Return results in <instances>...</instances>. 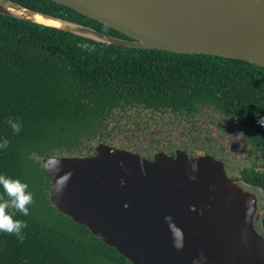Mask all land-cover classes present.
I'll list each match as a JSON object with an SVG mask.
<instances>
[{
	"label": "trees",
	"instance_id": "1",
	"mask_svg": "<svg viewBox=\"0 0 264 264\" xmlns=\"http://www.w3.org/2000/svg\"><path fill=\"white\" fill-rule=\"evenodd\" d=\"M0 4L128 40L48 0ZM156 117L188 125L213 117L237 128L254 160L238 163L233 173L264 196V126L258 123L264 117V68L201 54L115 47L0 14V140L9 142L0 150V175L26 183L33 197L27 216L7 210L26 227L22 241L0 232V264H131L55 209L43 160L91 156L98 144L120 133L129 136L127 130L145 134ZM9 119L21 123L20 132Z\"/></svg>",
	"mask_w": 264,
	"mask_h": 264
},
{
	"label": "water",
	"instance_id": "2",
	"mask_svg": "<svg viewBox=\"0 0 264 264\" xmlns=\"http://www.w3.org/2000/svg\"><path fill=\"white\" fill-rule=\"evenodd\" d=\"M48 1L128 40L20 6L0 4V14L115 47L201 54L264 68V0ZM54 160L60 161L55 173ZM43 168L55 209L131 264H193L201 254V264H264L258 195L230 179L211 156L177 151L147 160L99 144L87 157H47ZM165 216L182 230L179 250Z\"/></svg>",
	"mask_w": 264,
	"mask_h": 264
},
{
	"label": "flooded vegetation",
	"instance_id": "3",
	"mask_svg": "<svg viewBox=\"0 0 264 264\" xmlns=\"http://www.w3.org/2000/svg\"><path fill=\"white\" fill-rule=\"evenodd\" d=\"M149 127L145 134L141 131L139 134H135L134 131L127 130L129 136L126 137L125 133H120L111 143L101 144L137 154L147 160H153L160 153L174 156L177 151H183L192 157L211 156L224 164L226 174L230 179L235 180L243 189L254 191L239 181L236 174L233 173L236 165L242 163L241 160L243 162L251 161L254 157H252V152L248 149V144L243 135L229 123L218 124L215 118L209 117L206 119L199 118L188 125L183 121L178 123L174 118L171 121L168 119L162 121L156 117L149 120ZM205 136H209V139ZM242 148L244 150L240 154ZM195 151L200 152L203 156H199ZM254 192L257 193L262 207L256 222L257 230L264 237V219L262 220L264 196Z\"/></svg>",
	"mask_w": 264,
	"mask_h": 264
},
{
	"label": "clouds",
	"instance_id": "4",
	"mask_svg": "<svg viewBox=\"0 0 264 264\" xmlns=\"http://www.w3.org/2000/svg\"><path fill=\"white\" fill-rule=\"evenodd\" d=\"M262 120H264V117H260L258 123L261 126H264V123L261 122ZM7 123L14 132H20L22 127L20 122L9 119ZM8 143L7 139L0 140V150L6 149ZM191 170L192 172H196L197 164L192 163ZM50 171L53 173L60 171L59 160L53 161ZM65 175L70 176L71 173L66 172ZM189 179H195V177L190 176ZM120 183L123 185L124 180L121 179ZM0 188L3 189L7 196V199L0 200V232L14 234L17 239L22 241L24 239L23 229L26 227V224L20 220L13 219V215L7 210L9 208H14L24 216H27L29 214V208L27 206L30 205L33 200L32 193L28 191V185L26 183L19 179H13L4 175H0ZM189 210L194 211L195 206H190ZM164 221L166 222L170 233H173V246L178 250L181 249L183 247L182 230L178 228L171 216H165ZM177 234L181 235V239L178 242L176 240ZM204 260L205 257L201 254L198 259L193 260V264H201Z\"/></svg>",
	"mask_w": 264,
	"mask_h": 264
},
{
	"label": "rangeland",
	"instance_id": "5",
	"mask_svg": "<svg viewBox=\"0 0 264 264\" xmlns=\"http://www.w3.org/2000/svg\"><path fill=\"white\" fill-rule=\"evenodd\" d=\"M193 145H197V144H194V143H192ZM243 150H244V148H242V149H240V154L243 152ZM195 152H197V154L199 155V156H203V154H201L200 152H198V151H195ZM248 160V159H247ZM254 160V158H252L251 159V161H253ZM246 161V160H245ZM240 162H242V163H239V164H248L250 161H246V162H243V160H241ZM260 202L261 201H259V199H258V211H257V213H259L260 212V210H261V206H260Z\"/></svg>",
	"mask_w": 264,
	"mask_h": 264
}]
</instances>
